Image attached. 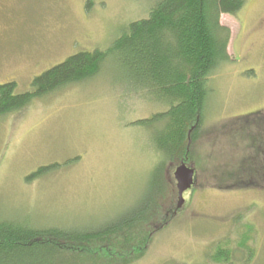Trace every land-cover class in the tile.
Here are the masks:
<instances>
[{
  "label": "rangeland",
  "instance_id": "374dc122",
  "mask_svg": "<svg viewBox=\"0 0 264 264\" xmlns=\"http://www.w3.org/2000/svg\"><path fill=\"white\" fill-rule=\"evenodd\" d=\"M155 3L94 0L87 11L86 0H0V85L32 92L37 77L69 57L112 48ZM220 21L231 30L230 60L210 79L202 127L183 162L195 169L197 185L178 210L174 173L183 163L165 165L175 217L166 215L168 225L152 231L148 251L129 264H214L209 256L222 244L232 250L225 264H264V189L218 188L238 172L251 180L255 157L264 165L250 139L254 130L260 139L254 124L264 120V0H246ZM139 95L111 63L96 78L0 119V221L83 232L136 212L162 163L139 121L165 111ZM51 165L59 167L29 179ZM107 257L102 250L97 261Z\"/></svg>",
  "mask_w": 264,
  "mask_h": 264
},
{
  "label": "trees",
  "instance_id": "16d2710c",
  "mask_svg": "<svg viewBox=\"0 0 264 264\" xmlns=\"http://www.w3.org/2000/svg\"><path fill=\"white\" fill-rule=\"evenodd\" d=\"M245 4L246 0H156L148 18L126 27L112 48L84 51L69 57L37 77L32 92L17 93L14 82L0 85L2 119L21 113L35 100L67 86L96 78L106 65L113 63L138 89L143 100L165 108L139 121V126L151 132V143L162 163L154 170L147 188L149 196L146 193L136 212L129 211L98 230L83 232L0 221V264H57V261H61L60 264H99L97 259L102 250L110 255L103 258L104 264H129L145 255L155 231L168 225L166 215L169 214L168 220L175 217L176 196L166 179L165 165L190 162L191 145L202 127L210 98V79L230 60L231 30L221 24V16L237 15ZM93 8L94 0H86V10ZM263 123L264 120L254 124L260 139L253 136L255 130L250 139L257 156L264 157ZM260 151L262 155H258ZM256 158L249 167L251 180H240L238 172L231 174L228 183L218 188L264 189V165ZM56 167L59 166L41 167L29 179L42 177ZM246 242L244 238L243 247ZM209 257L214 264L229 263L232 250L226 244L218 245ZM114 258L116 261L112 260Z\"/></svg>",
  "mask_w": 264,
  "mask_h": 264
},
{
  "label": "water",
  "instance_id": "95a60500",
  "mask_svg": "<svg viewBox=\"0 0 264 264\" xmlns=\"http://www.w3.org/2000/svg\"><path fill=\"white\" fill-rule=\"evenodd\" d=\"M178 190V210L185 204L184 195L196 185V171L186 163L178 166L174 173Z\"/></svg>",
  "mask_w": 264,
  "mask_h": 264
}]
</instances>
